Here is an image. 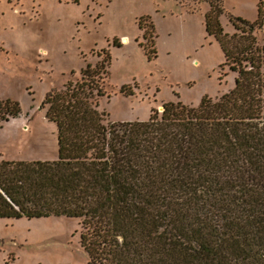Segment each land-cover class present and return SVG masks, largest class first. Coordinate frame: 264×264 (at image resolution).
<instances>
[{
    "label": "trees",
    "instance_id": "trees-1",
    "mask_svg": "<svg viewBox=\"0 0 264 264\" xmlns=\"http://www.w3.org/2000/svg\"><path fill=\"white\" fill-rule=\"evenodd\" d=\"M225 12L212 0L205 23L237 72L234 88L106 121L88 64L79 86L46 98L59 158L0 160V218L80 217L97 264H264V5L254 21L231 13L234 33Z\"/></svg>",
    "mask_w": 264,
    "mask_h": 264
},
{
    "label": "rangeland",
    "instance_id": "rangeland-1",
    "mask_svg": "<svg viewBox=\"0 0 264 264\" xmlns=\"http://www.w3.org/2000/svg\"><path fill=\"white\" fill-rule=\"evenodd\" d=\"M211 1L0 0V102L21 108L13 116L0 105V160L59 158L46 98L79 86L88 64L106 121L148 119L165 102L198 105L234 88L237 72L206 27ZM261 2L225 0V29L237 30L231 13L254 21ZM256 33L264 44V26ZM82 229L80 217L66 215L0 218V264H97Z\"/></svg>",
    "mask_w": 264,
    "mask_h": 264
},
{
    "label": "bare ground",
    "instance_id": "bare-ground-1",
    "mask_svg": "<svg viewBox=\"0 0 264 264\" xmlns=\"http://www.w3.org/2000/svg\"><path fill=\"white\" fill-rule=\"evenodd\" d=\"M125 38H126V40H125V41H128V40H129V37H127V36H126Z\"/></svg>",
    "mask_w": 264,
    "mask_h": 264
},
{
    "label": "water",
    "instance_id": "water-1",
    "mask_svg": "<svg viewBox=\"0 0 264 264\" xmlns=\"http://www.w3.org/2000/svg\"><path fill=\"white\" fill-rule=\"evenodd\" d=\"M125 40H126V38H125ZM164 109V106H163V108H162V110Z\"/></svg>",
    "mask_w": 264,
    "mask_h": 264
},
{
    "label": "crops",
    "instance_id": "crops-1",
    "mask_svg": "<svg viewBox=\"0 0 264 264\" xmlns=\"http://www.w3.org/2000/svg\"><path fill=\"white\" fill-rule=\"evenodd\" d=\"M224 2H225V0H223ZM226 8V7H225ZM226 10H227V8H226Z\"/></svg>",
    "mask_w": 264,
    "mask_h": 264
}]
</instances>
